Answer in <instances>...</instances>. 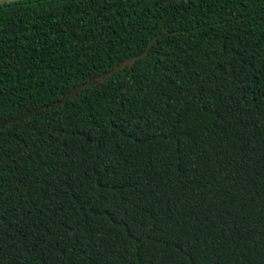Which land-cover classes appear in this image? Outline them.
I'll return each instance as SVG.
<instances>
[{
	"label": "trees",
	"instance_id": "obj_1",
	"mask_svg": "<svg viewBox=\"0 0 264 264\" xmlns=\"http://www.w3.org/2000/svg\"><path fill=\"white\" fill-rule=\"evenodd\" d=\"M0 264H264V0L0 3Z\"/></svg>",
	"mask_w": 264,
	"mask_h": 264
},
{
	"label": "water",
	"instance_id": "obj_2",
	"mask_svg": "<svg viewBox=\"0 0 264 264\" xmlns=\"http://www.w3.org/2000/svg\"><path fill=\"white\" fill-rule=\"evenodd\" d=\"M7 1H12V0H0V3H3V2H7ZM168 1H179V0H168ZM158 38V36H156L151 42L150 44L148 45V48L146 50L145 53L141 54V55H138L134 58H131L129 60H126L125 62H123L122 64H120L119 66H117L116 68H114L113 70L109 71L108 73L106 74H103V75H100L98 76L97 78H93L91 80H89L88 82L78 86L75 90H73L71 93H69L67 96H65L62 100L60 101H57V102H54L50 105H45V106H42L40 108H37V109H33V110H30L28 112H26L25 114L23 115H20L14 119H10V120H0V130L1 129H4L6 126L10 125V124H15L17 122H20L22 120H26L28 119L30 116H32L33 114L35 113H38L44 109H47V108H51V107H54V106H58V107H61L63 105H65L69 100H71L72 98H77L79 96V92L87 87H89L90 85H98L100 83H103L104 81H106L108 78H110L111 76L115 75L116 73H118L119 71L121 70H124L126 68H132V64L144 57L148 52H149V49L151 48V45L152 43Z\"/></svg>",
	"mask_w": 264,
	"mask_h": 264
}]
</instances>
